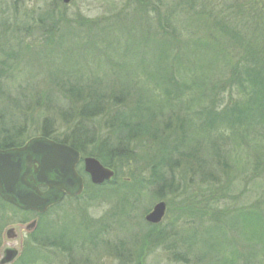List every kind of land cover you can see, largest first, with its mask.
<instances>
[{"label":"rangeland","instance_id":"374dc122","mask_svg":"<svg viewBox=\"0 0 264 264\" xmlns=\"http://www.w3.org/2000/svg\"><path fill=\"white\" fill-rule=\"evenodd\" d=\"M223 1L199 0V5H204L210 15L202 20L197 16L201 6L174 8L179 0H149L156 9L142 6L144 11L140 14L136 12L135 0H72L69 5L60 0H0V121H4L1 128L12 131L8 120L12 115L24 113L21 124L25 134L21 140L26 142L41 136L45 115L43 100L41 105L36 104L37 96L52 100L51 111L56 110V106L65 111L56 86L94 80L119 88L131 86L139 79L153 85L147 80L153 79L151 65L159 67L157 42L161 25L166 24L175 29L184 42L181 65L172 66L174 59L169 58L167 65L161 66L172 67L179 73L177 78L184 84L180 90L186 88L180 98L173 101L177 102L176 111L182 117L188 114L196 119L202 108H208L212 102L220 110V98L227 102L230 97L228 92L220 93L219 88L220 49L223 50L226 42L223 38L213 42L214 33L209 31L208 25L215 18L220 20V2ZM230 1L233 0H227ZM147 2L144 0L143 4ZM199 46L202 50H198ZM211 48L214 50H207ZM173 50L172 55L179 46ZM194 78L202 79L204 90L196 89ZM155 93L161 112L167 114L168 103L162 101L172 97L159 91ZM237 97L240 96L234 91L231 100ZM221 129H225L223 126H219L218 131L225 132ZM67 130L56 123L49 132L62 139L68 134ZM216 131L213 134L218 135ZM214 140L220 144V135ZM184 144L185 148L199 149L204 160H210L215 152L220 153V148H212L215 146L210 140L200 134H189ZM250 148L257 149L252 143L230 146L231 162L236 170L232 169L234 175L224 177L221 182L220 166H217L215 181L203 183L199 175L191 174L182 177L183 160L172 176L171 193L162 197L154 195L156 189L147 182L152 178L150 170L140 160L131 163L134 171L128 170L125 164L118 165L109 183L92 186L86 180L78 199L65 200L48 211L47 221L39 220L47 225L48 243L40 241L39 224L38 233L31 236L43 245L31 240L23 256L13 264H264V243L256 241L250 230L244 231V222L250 224L257 217L258 222L264 224V168L251 174L253 165L247 159ZM86 150L93 151L89 146ZM135 178L140 179V190L134 189ZM224 183L230 185V190L220 212V184ZM128 187L130 195L126 191ZM202 200L205 203L197 202ZM160 201L166 204V211L155 228L145 217ZM0 211L6 218L0 225L1 238L9 227L20 222L28 224L35 217L15 214L10 208ZM112 212L119 217H111ZM220 213L224 217L221 218ZM237 214L244 216L243 220ZM105 223L107 231L96 233L99 224ZM23 234L29 236L24 231ZM95 235L100 239L96 240ZM102 237L111 247L121 241L124 252L118 249L113 253ZM163 240L166 245L161 243ZM173 241L175 246L168 248ZM232 257L235 258L231 260Z\"/></svg>","mask_w":264,"mask_h":264},{"label":"trees","instance_id":"16d2710c","mask_svg":"<svg viewBox=\"0 0 264 264\" xmlns=\"http://www.w3.org/2000/svg\"><path fill=\"white\" fill-rule=\"evenodd\" d=\"M143 1L135 0L136 12L139 14L144 11L142 6L156 9V6L149 0L147 5L143 4ZM220 4V20L215 18L208 25L209 31L214 33L211 36L213 42H218L220 38L226 42L223 50L220 49L219 88L220 93L228 92L230 97L227 102L220 98V110H218V105L212 102L208 108H202L196 119L188 114L182 117L176 111L177 102L173 101L179 99L186 88L183 91L180 90L184 84L180 77L177 78L179 73L175 72L172 67L166 69L161 66H164L169 58L174 59L172 66L181 65L184 42L179 39L176 30L166 24L165 26L161 25V35L157 42V50H160L159 60H157L159 67L153 66L154 63L151 65L150 73L153 79L147 80L153 85L143 83L139 79L134 81L131 86L122 87L121 85L119 88L117 86L109 87L107 84L97 83L94 80L74 81L63 86H56L58 94L63 98V101H60L65 111L60 110L62 108L57 106L56 110L51 111L52 100L48 97L37 96L36 104L41 105L43 100L45 115L42 121L41 137L67 144L82 156L93 157L104 167L116 172L118 165L122 164L128 166V170L134 171L136 169L132 168L131 163L142 161L145 168L150 170L149 174L152 177L147 182L153 186L152 189H156L154 195L158 197H162L165 193H171L172 176L182 165L183 160H185L183 161L185 164L181 167L182 177L191 174V176L199 175L203 183L215 181L217 177L215 175L219 171L217 166H220V182L224 177L234 175L233 170L236 169L231 162L233 151L230 146L232 144L238 146L240 144L251 145L252 143L257 149L250 148L251 153H248L247 156V159L251 161V166L253 165L251 174H256L257 170H263L264 0H233L230 2L225 0ZM184 5L190 9L201 6L197 11L199 19L204 20V17L210 16L206 13L204 5H199V0H179L178 3H175L174 8L182 9L180 6ZM48 16L50 17L51 13ZM138 16L142 18V16ZM166 18L163 19L168 22ZM178 46L179 50H176V53L172 55L173 49H178ZM198 50H202L200 46ZM0 65H2L1 62ZM201 80L194 78V86L197 87L196 89L204 90L205 87L203 88ZM115 88L117 89L115 90ZM155 91L172 97L169 101H162L168 103L169 107L166 110L169 112L167 114L161 112L159 104L155 101ZM234 91L240 97L231 100ZM211 93L214 98L215 90ZM23 116H25L24 113H18L16 116L12 115V119L8 120V124L13 128L12 131L3 130L4 128L1 127H3L4 121H0V148L11 149L25 145V141L21 140L25 134L21 124L25 119ZM56 123L68 128L65 138L57 139L50 134L49 130ZM219 126H223L225 129L221 130H225V132H219ZM215 130L218 135L213 134ZM189 134L204 135L215 146L212 148H220V153L215 152L210 160L207 158L204 160L199 149L185 148L184 142ZM219 135L220 144L214 140ZM88 146L93 151L86 150ZM117 161L119 162L116 164ZM135 184L134 189L140 190V179L135 178ZM129 186L133 187L131 184ZM130 187L126 188L128 193L131 191ZM229 190L228 183L220 184V212L224 208L221 207L222 202H225L229 197ZM197 202L205 203L203 200ZM199 209L202 212L205 211L203 207ZM111 214V217H119L113 212ZM222 216L224 217L223 213L220 217L222 218ZM236 216H240L243 220L244 216L240 214ZM258 219L259 217L255 218L250 224L244 222V231L250 230L256 241L264 243V224L259 223ZM103 230L107 231L106 223L99 224V231L96 233H101ZM222 231L220 224L221 236H223ZM95 237L96 240L100 239L98 235ZM104 237L102 239L106 240ZM162 242L166 245V241ZM105 245L111 248L113 253H116L118 249H120V253L124 252V244L121 241L111 247L109 241L106 240ZM173 246H175L174 241L171 242V246L167 245L168 248ZM126 264H134V262Z\"/></svg>","mask_w":264,"mask_h":264},{"label":"water","instance_id":"95a60500","mask_svg":"<svg viewBox=\"0 0 264 264\" xmlns=\"http://www.w3.org/2000/svg\"><path fill=\"white\" fill-rule=\"evenodd\" d=\"M71 1L61 0L64 5ZM78 156L71 147L45 138H34L21 148L0 151V198L22 210L42 214L65 195L79 196L82 180L75 170ZM84 172L93 185H102L114 176L95 158L84 159ZM42 186L48 189L45 194L37 190ZM165 211L163 202L156 204L146 215V222L159 224ZM17 255L14 250H7L0 264H11Z\"/></svg>","mask_w":264,"mask_h":264},{"label":"flooded vegetation","instance_id":"af4514ba","mask_svg":"<svg viewBox=\"0 0 264 264\" xmlns=\"http://www.w3.org/2000/svg\"><path fill=\"white\" fill-rule=\"evenodd\" d=\"M4 150H9V149L0 148V151H4ZM80 156L81 155L78 156L79 160H78V163L76 165V171H82V170L84 171V159L85 158H82ZM84 178H85V180H88V177H87V179H86V177H84ZM81 179H82V183L84 186L86 181H84V179L82 177H81ZM37 190H39V192L41 194H45L48 189H47V187L42 186V187H39ZM68 199L69 200H76V199H78V197L65 196L61 203L51 207L48 210L50 211L52 208H56V207L60 206L65 200H68ZM4 208H8V209L10 208L12 210V212L15 214L35 216V217L33 220H31L32 222H30L28 224L20 222V223L16 224L15 226L9 227L7 230H5V232L2 236L3 239L1 238V235H0V244L2 241H4V242H2L3 245L0 247V261L3 258L4 253L7 250H14L15 252H17L18 255H17L15 262L18 259H20L23 256L26 245L29 244V242H31V240H33L32 239L33 234L35 232L38 233L39 224L41 226V228L39 230L41 232V240L40 241H42L43 244L45 242L48 243L47 242L48 241V239H47L48 238V236H47L48 235L47 225H44V224H42V221L41 222L39 221L41 218H45L48 211L44 214H39V213L33 212V211L22 210L18 207H15V206L7 203L6 201H3L0 198V209L2 210ZM4 217L5 216L3 215L2 211H0V225H2L4 223V221L6 222V218H4ZM44 220L47 221L46 218ZM23 231L28 233L29 236L27 234H23ZM30 237H31V239L28 240V238H30ZM33 241L36 242V244H38V243L42 244L41 242H39V240L35 239Z\"/></svg>","mask_w":264,"mask_h":264}]
</instances>
